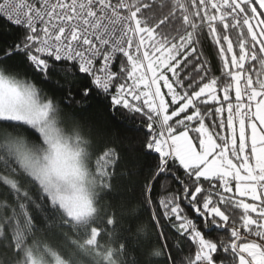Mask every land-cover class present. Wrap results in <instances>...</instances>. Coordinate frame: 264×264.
I'll list each match as a JSON object with an SVG mask.
<instances>
[{"label":"snow or ice","instance_id":"obj_1","mask_svg":"<svg viewBox=\"0 0 264 264\" xmlns=\"http://www.w3.org/2000/svg\"><path fill=\"white\" fill-rule=\"evenodd\" d=\"M0 14L19 33L0 46V264H264V0H4ZM56 76L146 118L131 209L104 204L122 156L68 121L73 85L58 99L35 82ZM140 208L152 232L129 241L119 226Z\"/></svg>","mask_w":264,"mask_h":264},{"label":"trees","instance_id":"obj_2","mask_svg":"<svg viewBox=\"0 0 264 264\" xmlns=\"http://www.w3.org/2000/svg\"><path fill=\"white\" fill-rule=\"evenodd\" d=\"M3 22L0 20V23ZM18 36L19 33L7 28H0V46H3L5 42L12 43ZM203 51L215 67L219 59L218 56L207 46H205ZM20 70L25 71L26 69L23 65H20ZM28 75L31 76V72ZM57 80H59V84L56 83ZM35 82L48 91L49 94L54 91L58 99L67 93L69 84L73 85L72 91L75 95V100L80 102H73L67 106L63 103L61 104L68 121L80 124L86 132L90 130L97 148H103L104 145L111 144L119 150L122 156L119 168L122 178L115 181L114 191L104 201V204L113 205L118 209H131L139 198V184L142 182L140 173H146L148 166L152 163L151 157H146L143 149V142L147 132L146 118H142L139 114L133 116L127 113L113 116L109 108L110 100L107 97L102 94L96 95L94 89L90 98H83L80 95L79 88L75 86L78 82L65 83L62 76L53 77L52 81L47 84H41L39 80ZM220 94L222 95V92ZM190 135L194 136L195 133L190 132ZM132 162H136L137 167L132 168L130 166ZM129 172L135 174L128 175ZM150 220L151 211H145L143 208H140L135 216L130 217L125 213L119 226V234L129 241H133L137 238V227L146 226V231L151 233ZM161 223L164 225L165 234L169 237V244H172L174 241V230L170 228L168 221L162 219ZM68 236L75 238L72 233H69ZM49 238L54 245L60 246L65 250L71 247L70 239L66 238L62 232L51 234ZM139 238L143 239V234H140ZM213 238L219 239L215 234H213ZM151 239L153 243L157 242L156 233H152ZM225 239H228V237H225ZM130 246L136 247L135 244ZM185 252H187L186 246ZM173 254L179 255L176 252Z\"/></svg>","mask_w":264,"mask_h":264},{"label":"built area","instance_id":"obj_3","mask_svg":"<svg viewBox=\"0 0 264 264\" xmlns=\"http://www.w3.org/2000/svg\"><path fill=\"white\" fill-rule=\"evenodd\" d=\"M1 2H4V0H1ZM0 15H2V14H0Z\"/></svg>","mask_w":264,"mask_h":264},{"label":"rangeland","instance_id":"obj_4","mask_svg":"<svg viewBox=\"0 0 264 264\" xmlns=\"http://www.w3.org/2000/svg\"><path fill=\"white\" fill-rule=\"evenodd\" d=\"M164 91H166V89Z\"/></svg>","mask_w":264,"mask_h":264}]
</instances>
